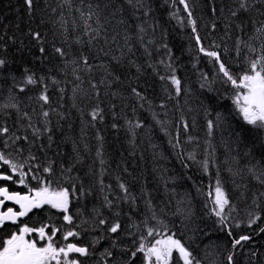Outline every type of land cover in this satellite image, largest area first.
I'll list each match as a JSON object with an SVG mask.
<instances>
[{"label": "snow or ice", "instance_id": "1", "mask_svg": "<svg viewBox=\"0 0 264 264\" xmlns=\"http://www.w3.org/2000/svg\"><path fill=\"white\" fill-rule=\"evenodd\" d=\"M162 3L194 50L170 45L158 0H20L17 20L0 21V264H241L264 236V0H200L199 18L190 0ZM185 52L203 97L199 160L185 148L200 146L180 107L192 93ZM169 102L175 126L154 110L167 117ZM139 110L183 167L212 177L199 215L187 193L174 210L158 206L145 177L106 149L102 132L123 129L136 156ZM185 178L195 186L159 174L166 193ZM248 261L264 254L252 249Z\"/></svg>", "mask_w": 264, "mask_h": 264}, {"label": "trees", "instance_id": "2", "mask_svg": "<svg viewBox=\"0 0 264 264\" xmlns=\"http://www.w3.org/2000/svg\"><path fill=\"white\" fill-rule=\"evenodd\" d=\"M161 3V7L156 9V15L160 17L161 23H164V27L167 29L168 41L170 45L175 49L177 46L182 45L184 49H195V42L190 39L191 31L187 26H180L174 19H169L167 13L172 11L171 5H164L162 0H158ZM194 6L193 15L197 18L203 16V12L198 6L200 0H190ZM20 7V0H0V21L4 24L11 25L14 21L17 20V8ZM181 9L180 15L184 16L182 11V6L177 5ZM198 26L203 36L206 29H204L202 22L198 19ZM231 42H229L230 44ZM183 62V68L181 69L182 74L185 75V78L188 80L190 87L192 88V93L186 97L187 104L185 105L184 100L181 99L180 107L184 109V116L190 122L193 117L196 119V126L192 128L189 132V135L199 137L200 146L197 147L195 144L186 145V151L191 152L193 149L196 151L197 159L199 160L203 155L204 146L203 140L205 137L204 131V117L203 113L198 108V100L203 99L200 95V89L198 83L196 82L197 77L192 75L191 64L192 61L185 52L181 57ZM205 71L209 70L212 65L206 62V58L201 57V65ZM156 91L160 93L159 81H155ZM151 92V90H149ZM162 96V93H160ZM156 104L159 103L157 99ZM191 108L193 111L189 112L188 109ZM157 112L160 119H170L172 125L175 126L179 122L180 111L172 107V103L169 102L168 115L165 117L163 111L159 107L154 108ZM131 116V113H129ZM136 116L142 119L146 125V128L138 130L136 137V156H129L130 147L128 144L127 136L123 129L117 133L115 130L106 128L102 134L105 136V147L112 153L113 160L119 163L122 159L131 166L130 170L134 168L135 175H143L147 181L148 187L153 189V195L155 197L154 203L158 206H166V211L174 210L177 205V202L181 200L188 194V198L191 200L192 204L195 207L197 215L203 210L202 205L205 201V193L207 192V186L212 182V177L205 175L200 171L199 166L191 161H186L190 166L185 168L181 165L180 160L176 158L175 152L171 149V146L168 144L170 137L165 136V134L160 130V125L152 119L151 113L147 110H139L136 113ZM123 123V121H121ZM88 137L90 139L91 145H95V141L91 139L92 130L88 131ZM182 135V139H183ZM219 137L215 141L217 143L216 156L221 160L224 159L223 152L224 149L218 143ZM152 145L157 147L153 148ZM119 152V155H117ZM142 154V158H141ZM161 157H164L161 159ZM167 170L164 172V170ZM163 173L166 176L179 177L181 174H184L185 177L191 175L193 181L196 182L195 186L192 181L185 179H178L175 187L174 193H166L163 185L160 182L159 174ZM214 175V173H213ZM222 176H226L227 173L221 172ZM110 182V181H109ZM169 187L173 185L169 184ZM196 187H200L203 191L200 194H197ZM16 190H22L17 188ZM171 200V204H167V201ZM238 207L241 208V215H243V206L238 204ZM169 219H176L169 217ZM179 221L177 220V224ZM255 249L258 253L264 254V236H257L254 239V243L250 246H247L245 249L241 250L237 259L241 261V264H249L248 253ZM214 259L217 257L213 256ZM256 264H264V261L256 262Z\"/></svg>", "mask_w": 264, "mask_h": 264}, {"label": "water", "instance_id": "3", "mask_svg": "<svg viewBox=\"0 0 264 264\" xmlns=\"http://www.w3.org/2000/svg\"><path fill=\"white\" fill-rule=\"evenodd\" d=\"M11 206V205H10Z\"/></svg>", "mask_w": 264, "mask_h": 264}]
</instances>
